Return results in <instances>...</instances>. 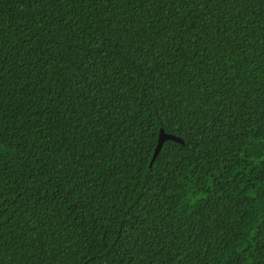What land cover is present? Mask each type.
I'll use <instances>...</instances> for the list:
<instances>
[{
    "label": "trees",
    "instance_id": "obj_1",
    "mask_svg": "<svg viewBox=\"0 0 264 264\" xmlns=\"http://www.w3.org/2000/svg\"><path fill=\"white\" fill-rule=\"evenodd\" d=\"M0 264H264V0H0Z\"/></svg>",
    "mask_w": 264,
    "mask_h": 264
},
{
    "label": "water",
    "instance_id": "obj_2",
    "mask_svg": "<svg viewBox=\"0 0 264 264\" xmlns=\"http://www.w3.org/2000/svg\"><path fill=\"white\" fill-rule=\"evenodd\" d=\"M166 140H175V141L182 142L180 138H178L176 136H173V135L166 134V133H164L163 130H161V132L159 134L158 144H157V147L155 149L154 157H153V160H152L151 164L154 162V159L156 158L158 152L162 148V145H163L164 141H166Z\"/></svg>",
    "mask_w": 264,
    "mask_h": 264
}]
</instances>
